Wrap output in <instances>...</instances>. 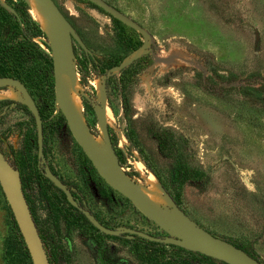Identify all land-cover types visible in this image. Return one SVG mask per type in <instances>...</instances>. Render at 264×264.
Here are the masks:
<instances>
[{"label": "rangeland", "instance_id": "1", "mask_svg": "<svg viewBox=\"0 0 264 264\" xmlns=\"http://www.w3.org/2000/svg\"><path fill=\"white\" fill-rule=\"evenodd\" d=\"M54 1L71 28L67 39L74 65L68 63L67 70L78 73L82 99L98 117V134L110 143L109 129L116 133L127 160L122 165L114 156L120 172L131 182L147 184L135 166L143 160L147 173L162 178L193 222L252 258V247L264 254V0H107L148 31H138L141 44L135 50L123 37L122 25L94 3L71 0L68 8L69 0ZM29 31L22 1L0 0V50L9 47L12 59L15 49L21 52L24 82L42 115L45 155L54 171L109 228L171 235L88 157L59 105L55 44L48 36L33 39L51 58L47 72L38 73L37 50L25 37ZM143 55L148 57L140 73L121 77L122 69ZM111 58L123 60L99 75L95 65ZM80 69L87 71L85 77ZM113 75L108 90L106 80ZM98 82L105 87L102 99ZM8 101L0 100V149L10 161H32L31 168L23 169L24 189L46 235L52 264H141L137 251L146 245L142 238L99 232L73 216L76 212L58 188L41 182L35 119L25 100ZM89 119L95 124L92 112ZM151 124L172 130L174 156L161 152L149 133ZM181 169L194 171L199 179L182 182ZM133 171L138 174L130 175ZM9 208L0 184V264H33ZM165 247L187 257L178 246Z\"/></svg>", "mask_w": 264, "mask_h": 264}, {"label": "water", "instance_id": "2", "mask_svg": "<svg viewBox=\"0 0 264 264\" xmlns=\"http://www.w3.org/2000/svg\"><path fill=\"white\" fill-rule=\"evenodd\" d=\"M38 1H40L45 6L47 13L52 22V29L54 33L53 42L55 44V48L53 51V60L55 64L56 89H57V93L59 94L58 100H59L60 108L64 116L66 117L79 144L82 146L88 157L93 161L95 166L99 169L102 176L109 180L110 178L108 177V175L100 168L97 157L91 151L89 145L84 141L83 134L77 133L74 130L73 114L66 100L64 91L60 87L59 74L61 70V65L57 62V60L65 59L66 49L67 48L69 49L67 38L71 36L70 24L64 13L61 11V9L58 7V5L54 0H38ZM87 1L94 3L96 6L105 10L116 19L129 25L130 27L136 29L137 31L143 34L148 33V31L138 21L133 19L125 12L121 11L113 4L109 3L107 0H87ZM2 85H9V86L13 85L16 89H19L22 95L24 96L26 104L28 105L29 109L31 110V112L33 113L36 119L37 129H38L39 151H40V156H42L43 155V120L33 96L30 94L25 84L19 79L13 77H0V86ZM109 144L112 148L111 143ZM118 167L121 168L119 164H117L116 167L109 166L110 173L115 179L114 182L115 188L119 190L121 193H123L126 197L131 199L134 202V204L137 207L141 208L149 217H152L154 219V213L152 212V210L149 207L142 206L140 204L134 193L129 188L128 179L124 177V175L125 176L127 175L122 174L120 171H118L117 169ZM46 175L58 187H60L66 192L70 202L76 204L70 189L48 167L46 170ZM0 184L5 193L6 199L11 207V210L15 216L17 224L21 230V233L23 234L33 264H51L46 247L44 245V241L41 237L38 226L33 217L30 204L25 195L21 175L19 171L9 161V159L6 157V155L3 153L1 149H0ZM164 191L168 194V192L165 189ZM84 213L98 229H100L102 232L108 235H116V236L123 234L138 235L150 241L172 244L191 251L201 252L203 254L218 259H222L230 264H261L258 260L250 257L242 248L238 247L237 245L231 243L230 241L220 236L214 235L205 228L197 225L184 212L183 213L185 217L188 219V221H190L194 225L191 231V235L196 239L202 241V245L188 244L184 242L177 235H173L171 233H170L171 235L156 236L146 231L130 226H120L118 228L111 229L106 225H104L103 223H101L98 219H96L88 210L84 209Z\"/></svg>", "mask_w": 264, "mask_h": 264}, {"label": "trees", "instance_id": "3", "mask_svg": "<svg viewBox=\"0 0 264 264\" xmlns=\"http://www.w3.org/2000/svg\"><path fill=\"white\" fill-rule=\"evenodd\" d=\"M21 1L23 4L24 12L27 16V20L30 23V31H29V33L25 34V37L28 40H31V46L33 48H36V50H37L36 54L38 57V61L35 64V68H36V71L38 73L45 74L47 72V70L49 69L48 65L51 64V58H50L49 54L44 49H42V47L39 45V43L37 41H34L33 39L40 38V37L46 39L47 34L45 33V31H43V29L41 28V25L36 20H34L33 17L29 14L28 11L30 9V6L26 2V0H21ZM84 1H87V0H84ZM88 2H90V1H88ZM98 8L102 11H105V10L101 9L100 7H98ZM114 19L117 22H119L120 25H122V28L124 30L123 31V37L126 40H128L129 43L132 44L131 48L133 50L137 49L141 44L138 31L136 29L130 27L129 25L121 22L120 20L116 19L115 17H114ZM10 50L11 49L9 47L8 48L5 47V50H0V65H2V63H4V68L0 70V73L1 74L19 73L18 75L20 76V78L23 81H25V80L27 81V79L25 78V75L22 73V55H21V52L18 49H15L14 59H12L11 58L12 51H10ZM24 55H25V53H24ZM147 57H148V55H143V56L139 57L138 59L134 60L128 66H125L122 69L121 77L124 78V76L128 73H131V74L140 73V71L144 68V66L146 64L145 60L147 59ZM26 58H28V57H26ZM94 60H96V59H94ZM122 60H123V58H121L119 60L111 58L110 60H107L102 66H99L96 64L94 69L96 70V72L99 75H105L111 67L120 65L122 63ZM85 63L87 65L86 61H85ZM18 65H20L19 70H18ZM86 72L87 71H85L84 69H80V74L84 77L86 76ZM113 78H114V75L108 76V78L106 80V87L108 90L110 88V83H111ZM123 78H121V79H123ZM84 83H85V81H84ZM119 86H121V88H123V85L119 84ZM83 104H84V108H85L84 113L86 116V121H87V125H88L89 130L91 132H93L94 134L99 135L98 130L95 127L97 125V121H98L97 114L95 113L91 103H89L86 100H83ZM91 112H92V115L94 117L95 124H93L92 121H90V119H89V114ZM109 130H110L109 131L110 143L112 145L114 153L116 154V156L119 159L120 164L123 165V164L127 163L124 151L119 147L118 137H117L116 133L113 131V129H109ZM148 130H149V133L156 138L158 145H159V148L164 155H166V156H174L175 155L176 140L174 139L175 138L174 133L172 132L171 129L151 124L149 126ZM128 139L131 142V144L134 146V148L143 154L141 148L137 144V141H136L134 135L129 134ZM147 164L151 168L149 161H147ZM180 173L182 174V176L180 178L182 182H184L185 180L196 181L199 179V177L195 175L197 173H194V171H192V170L181 169ZM137 174H138L137 171H133V173L131 172L130 175L134 176ZM156 175H157V173H156ZM157 177H158L159 181L161 182L163 188L168 192V194L173 199V201L180 207V202H179L178 198L176 196H174V194H172V192L169 190L168 186L162 180V178L159 175H157ZM23 187H24V184H23ZM30 207H31V204H30ZM180 209H181V207H180ZM31 210H32V208H31ZM9 211L11 213V216L13 218V222L15 224V228L17 231L16 233H17L18 237L20 238V240L23 244V247L27 250L28 256L31 257L30 252L28 250V247L26 245V242L24 240L23 234L21 233V230L17 224L15 216L11 210V207L9 208ZM132 236H134L136 238L137 237L142 238L146 242V245H144L140 251H137L139 254V260L141 261V264H205L204 262H206L207 264H219V263L229 264V263H227L221 259L203 254L201 252L191 251V250L180 247L181 249L185 250L187 253V257L186 256L182 257V255H180L178 253H173V252L169 251L168 249H166V247H165L166 245H169V246H176V245L150 241V240L145 239L143 237H140L138 235H132ZM152 246H154V247H152ZM250 253L254 256V258L258 259L261 263L264 262V254L261 252H258L254 247H252ZM103 255L107 256V252L103 251Z\"/></svg>", "mask_w": 264, "mask_h": 264}, {"label": "bare ground", "instance_id": "4", "mask_svg": "<svg viewBox=\"0 0 264 264\" xmlns=\"http://www.w3.org/2000/svg\"><path fill=\"white\" fill-rule=\"evenodd\" d=\"M27 1L31 9V14L41 25V28L45 30L51 41H53L54 33L52 29V22L45 6L38 0ZM66 5L68 8H72L73 2L69 0L66 2ZM71 52L72 51L67 48L65 59H59L57 62L61 65L59 74L60 87L64 91L66 100L73 114V128L77 133L83 134L84 141L89 145L91 151L97 157L100 168L108 175L109 178H112L113 176L110 173L109 166H117V163L114 161V156L116 154L102 135L94 134L86 125L81 92L83 85L79 81L77 72L67 70V64H73V56ZM96 90L99 99H102L105 96L104 84L102 82H98ZM3 99L20 100L23 102L25 100L20 90L16 89L13 85H10L7 89L0 90V100ZM135 166L145 175L147 184L134 183L128 179V176L124 175V177L128 179L129 188L134 193L140 204L142 206L149 207L154 213V219L157 223L171 234L177 235L188 244L202 245V241L191 235V231L194 226L193 223L188 221L180 207L174 203L170 195L164 191L159 179L154 174L147 173L144 161H136ZM118 171L120 170L118 169Z\"/></svg>", "mask_w": 264, "mask_h": 264}, {"label": "flooded vegetation", "instance_id": "5", "mask_svg": "<svg viewBox=\"0 0 264 264\" xmlns=\"http://www.w3.org/2000/svg\"><path fill=\"white\" fill-rule=\"evenodd\" d=\"M19 66L18 65V70H19ZM4 68V63H2V65H0V70ZM19 73H15V74H1L0 73V77H13V78H16V79H19L20 81H22L25 86L27 87L28 91L30 92L28 86L26 85V83L20 78V76L18 75ZM9 87V85H2L0 86V90H4V89H7ZM19 90V89H18ZM22 94V93H21ZM30 94L32 95V93L30 92ZM33 96V95H32ZM24 97V96H23ZM34 98V96H33ZM8 100H11V99H5V100H1V101H5V102H8L10 103L11 101H8ZM35 100V99H34ZM36 102V101H35ZM37 104V103H36ZM38 106V105H37ZM27 109L29 110V112L31 113V115H33V113L31 112V110L29 109L28 105H26ZM39 108V107H38ZM40 112V110H39ZM63 113V112H62ZM41 114V113H40ZM64 115V114H63ZM34 119H35V116L33 115ZM42 117V115H41ZM43 120V119H42ZM35 123H36V119H35ZM36 127H37V123H36ZM45 137H46V129H45V126H44V123H43V155L40 156V151H39V140H38V129H37V148H38V153H37V165H36V169L38 171V174H39V178L42 179L44 183V181H46L47 183L49 182L51 185L55 186L56 188H58L62 193L63 195H65L66 199L68 200V202L70 203L72 209L76 212V214H73V216L75 217V215L77 216H81L83 218V220H86L88 221V225L89 226H92L94 228H96L99 232L103 233V234H106L104 232H102L100 229H98L91 221L90 219L87 217V215L84 213V209L88 210L96 219H98L101 223H103L104 225H106L107 227H109L107 224H105L101 219H99L95 213H93V211L89 208V206L87 205V203L85 201H82L80 199V197L73 191L74 188L73 186H70L64 179H62L59 175H57V173L54 171V169L52 168V166L50 165V162L47 160V157L45 155ZM4 153V152H3ZM5 154V153H4ZM6 155V154H5ZM7 157V156H6ZM10 161V160H9ZM13 166L19 171L20 175H21V179H22V183L25 185V178H24V175H23V169L25 167H27L28 169L31 168V165H32V161L31 160H26V161H23L21 160L20 158H17L15 161H10ZM47 167L58 177L60 178V180L66 184V186L70 189L72 195H73V199L74 201L76 202V204H73L72 202L69 201L68 199V196L66 194V192L61 189L60 187H58L47 175H46V170H47ZM38 178V177H36ZM102 183H100L101 185ZM40 182L38 183V186H40ZM24 188V187H23ZM25 191V189H24ZM26 195V193H25ZM27 197V195H26ZM28 200V199H27ZM29 202V201H28ZM30 204V203H29ZM32 208V213H33V217L36 221V224L38 226V229H39V232L41 234V237L44 241V245H46L45 241H46V235L45 233L41 230V227L37 221V215H36V212H35V208L33 209L32 205L31 207ZM108 235V234H106ZM124 235H131V234H124ZM46 247V246H45ZM47 250V249H46ZM48 253V252H47ZM49 256V255H48ZM106 257V256H105ZM49 260H50V263L52 264V258L51 256L49 257Z\"/></svg>", "mask_w": 264, "mask_h": 264}]
</instances>
